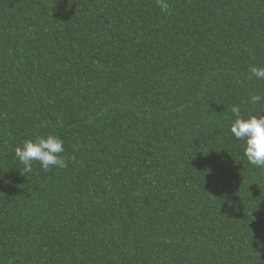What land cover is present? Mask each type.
Listing matches in <instances>:
<instances>
[{
	"label": "trees",
	"instance_id": "1",
	"mask_svg": "<svg viewBox=\"0 0 264 264\" xmlns=\"http://www.w3.org/2000/svg\"><path fill=\"white\" fill-rule=\"evenodd\" d=\"M166 2L0 0V264H264V0Z\"/></svg>",
	"mask_w": 264,
	"mask_h": 264
},
{
	"label": "clouds",
	"instance_id": "2",
	"mask_svg": "<svg viewBox=\"0 0 264 264\" xmlns=\"http://www.w3.org/2000/svg\"><path fill=\"white\" fill-rule=\"evenodd\" d=\"M162 11L167 12L169 4L166 0H157ZM249 79L264 80V67L250 65L248 69ZM262 100L259 95H251L249 103L258 105ZM233 114V121L230 132L238 141L244 144L243 156L246 157L250 165L258 169H264V115H250L244 118L238 105H233L230 109ZM64 141L55 135L39 136L35 139L25 140L14 149L15 158L23 165V173H31L33 163H39L45 171L51 168H66L67 163L62 153H64Z\"/></svg>",
	"mask_w": 264,
	"mask_h": 264
}]
</instances>
